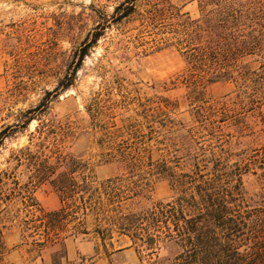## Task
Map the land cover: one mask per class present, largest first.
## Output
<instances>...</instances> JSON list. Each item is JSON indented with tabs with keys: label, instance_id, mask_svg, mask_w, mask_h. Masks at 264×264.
Returning a JSON list of instances; mask_svg holds the SVG:
<instances>
[{
	"label": "trees",
	"instance_id": "16d2710c",
	"mask_svg": "<svg viewBox=\"0 0 264 264\" xmlns=\"http://www.w3.org/2000/svg\"><path fill=\"white\" fill-rule=\"evenodd\" d=\"M137 1L119 2L114 22L136 13ZM189 1L196 3V17L169 0H151L139 13L153 50L173 48L181 58L188 108L175 113L178 103L160 97L138 103L133 114L119 119L120 125L116 101L95 98L86 108L105 150L99 162L118 163L127 171L126 179L94 183L86 162L70 151L77 139L72 122L41 118L50 95L72 85L83 58L104 34L101 25L86 36L75 65L57 86L22 110L16 124L0 129L1 145L18 126L38 122L19 151L32 177L48 182L60 201L57 210L41 211L40 245L59 244L63 250L64 239L88 233L91 222L102 242L116 231L146 249L175 247L169 264H264V0ZM217 82H231L233 89L213 99L206 90ZM143 128L145 135L140 134ZM144 140L149 148L143 149L161 145L164 153L145 171L141 157L132 155L142 153L139 143ZM141 172L168 179L172 195L148 208L125 211V202L144 191ZM246 173L257 182L252 194L242 183ZM4 246L0 228V250ZM52 264H60L58 257Z\"/></svg>",
	"mask_w": 264,
	"mask_h": 264
},
{
	"label": "rangeland",
	"instance_id": "374dc122",
	"mask_svg": "<svg viewBox=\"0 0 264 264\" xmlns=\"http://www.w3.org/2000/svg\"><path fill=\"white\" fill-rule=\"evenodd\" d=\"M121 1L0 0V129L16 124L22 110L37 105L46 91L53 90L75 65L76 52L86 36L96 26L105 27L83 58L72 85L50 95L41 116L44 121L56 117L72 122L77 139L70 151L86 162L87 173L96 184L108 177L126 179L128 174L116 162H99L105 150L86 111L95 98L116 101L118 125L120 118L137 110L138 103L160 97L178 103L175 113L188 108L181 58L173 48L153 50L150 32L141 27L139 13L147 10L151 0H138L136 13L114 22L112 13ZM169 1L191 17L198 14L194 1ZM232 89L231 82H217L206 92L217 99ZM255 120L250 119L252 124ZM37 124L33 120L25 128L18 126L0 145V228L5 245L0 250V264H52L54 256L60 264H169L175 247L146 249L139 241L131 244L127 236H118L116 231L102 242L92 233L91 222H87L88 233L64 239L63 250L59 244L38 243L44 237L41 211L57 210L60 201L48 182L37 183L32 177L28 161L19 151L28 144ZM146 131L143 128L140 134ZM148 145V140L140 142L142 153L132 154L141 157L144 171L164 154L161 145L143 149ZM143 179L139 184L144 191L125 202V211L148 208L171 197L168 179L145 173ZM242 183L248 194L257 189L250 173L242 175Z\"/></svg>",
	"mask_w": 264,
	"mask_h": 264
}]
</instances>
